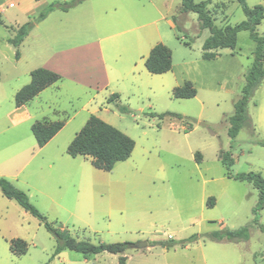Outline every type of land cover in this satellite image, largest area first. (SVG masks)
Instances as JSON below:
<instances>
[{"label": "rangeland", "instance_id": "obj_1", "mask_svg": "<svg viewBox=\"0 0 264 264\" xmlns=\"http://www.w3.org/2000/svg\"><path fill=\"white\" fill-rule=\"evenodd\" d=\"M154 1V41L171 50V70L146 73L153 89L149 95L142 94L140 87L110 102L102 96L90 99L93 93L86 90L71 93V86L64 85L56 100L59 112L44 115L67 122L66 126L41 149L30 129L34 121L14 126L8 115L15 106L16 91L30 77L13 73L16 48L9 38L22 24L19 7L0 4V177L17 171L15 186L26 191L49 221L57 222L78 240L95 244L148 242L142 249L129 245L123 253L101 252L86 260L68 249L52 256L56 242L43 223L0 191V264H118L120 256L126 257L124 264H264V232L260 228L264 227V204L256 214L257 223L253 221L259 191L248 181L228 178L218 157L221 149L230 150L233 174L252 171L264 177V146L259 143L264 140V123L259 121L264 111V80L247 104L254 130L242 127L234 141L227 134L228 117L253 63L256 43L249 31L241 30L234 49L214 50V59H204L202 44L209 31L200 30L197 14L179 13L180 0ZM246 4L264 8V0H246ZM207 8L218 26L246 19L237 0H213ZM256 32L264 35V13ZM141 55L134 52L133 61L147 70L146 54ZM185 81L193 84L197 94L174 98L173 87ZM121 106L129 111L121 112ZM165 112L180 113L194 121L149 115ZM90 115L135 142L130 157L115 163L110 171L96 169L89 157L66 153ZM20 149L23 153L19 155ZM197 151L200 162L195 160ZM15 154L19 157L12 160ZM209 197L214 198L212 206L207 204ZM244 225L249 227L247 240L217 242L207 237L213 231ZM191 235L197 240L186 246L149 245L152 240ZM17 237L28 244L21 256L9 249V240Z\"/></svg>", "mask_w": 264, "mask_h": 264}, {"label": "trees", "instance_id": "obj_2", "mask_svg": "<svg viewBox=\"0 0 264 264\" xmlns=\"http://www.w3.org/2000/svg\"><path fill=\"white\" fill-rule=\"evenodd\" d=\"M82 1L83 0L53 1L43 7L35 19L29 20L19 26L15 31V35L9 39V42L16 48L15 57H19L18 46L35 23L44 19L52 10H67ZM212 1L213 0H202L196 2L195 0H180L179 13H196L200 30L208 29L209 31V35L204 39L202 44V57L204 59H214L217 55L214 50L222 48L234 49L237 41V34L241 30L249 31L250 38L256 43L253 63L245 75V83L240 91V96L233 104V114L228 117L230 126L228 127L227 134L230 140L234 141V138L242 127L247 126L251 128L252 131L254 130L248 115L247 104L255 89L261 85L264 79V35L259 36L256 32V28L263 18L264 8L262 5L250 7L246 4V0H237L242 7L246 19L235 25L226 24L218 26L214 23V19L207 8ZM172 18L174 22H177V16H173ZM144 65L151 74H162L170 71L172 67L171 50L163 43L155 44L145 58ZM60 78L61 76L58 73L46 68L38 67L31 70L30 81L17 90L14 95L15 106L19 107L25 104L41 90L58 81ZM196 94L197 90L190 81H185L172 89V96L174 98L188 99L193 98ZM115 97H117V94L113 93L108 98V101H112ZM119 110L121 112L129 111L126 106H121ZM149 115L159 116L160 118L169 116L184 122L194 121L188 116L175 112H165L161 114L149 113ZM63 126L64 121L62 120H36L31 124L30 129L37 146L43 147ZM259 143L264 146L263 141H259ZM134 145V140L127 134L99 117L90 115L85 124L68 144L66 153L71 157H89L93 167L103 171H110L115 163L124 161L130 157ZM218 157L225 168V175L228 178L248 181L259 191V200L253 210L255 214L253 221L257 223L258 217L256 214L264 204V177L252 171L233 174L230 171V167L233 165L234 159L230 150L221 149L218 153ZM195 160L197 162L201 160V153L199 151L195 153ZM0 191L4 197L15 200L26 212L43 223L45 229L54 237L56 242L52 256H56L64 249L78 252L85 258L101 252L119 254L123 253L129 245H131L130 242L95 244L88 240H78L73 237L67 229L57 224V222L49 221L47 217L31 203L26 191L16 187L5 177H0ZM213 203L214 198L209 197L207 204L212 206ZM260 228L261 231L264 232V227L261 226ZM207 237L217 242L224 240L239 242L249 238V227L248 225H244L235 230L223 229L221 231H213L207 234ZM196 240L197 238L195 235H191L188 238L179 240H152L149 242V245H162L163 247H172L176 245L186 246ZM9 249L13 255L21 256L27 252L28 244L22 238H12L9 240ZM125 259V256H120L118 264H124Z\"/></svg>", "mask_w": 264, "mask_h": 264}, {"label": "crops", "instance_id": "obj_3", "mask_svg": "<svg viewBox=\"0 0 264 264\" xmlns=\"http://www.w3.org/2000/svg\"><path fill=\"white\" fill-rule=\"evenodd\" d=\"M53 1L69 0H0V4L19 7L17 15L23 24L35 19L41 9ZM141 3V0H83L67 10H52L35 23L18 46L19 57L13 64V73L30 77L31 70L42 67L58 73L61 78L25 104L14 106L8 112L13 125L31 124L39 120L36 119L39 116L40 120L53 121L44 114L59 112L56 100L64 92V85L71 86V93L92 92L90 99L93 100L100 96L108 100L113 93L117 94L113 100H118L122 94L128 91L133 94L140 87L143 88L142 94L153 92L147 81L146 73L149 72L133 61L134 52L145 53L146 58L155 44V1ZM75 115L76 112L73 117ZM259 121L264 123V111ZM66 123L39 148L55 139ZM19 155H13L12 160ZM3 176L17 186V171L14 175ZM27 191L30 192L29 187ZM82 259L86 260L85 257Z\"/></svg>", "mask_w": 264, "mask_h": 264}, {"label": "water", "instance_id": "obj_4", "mask_svg": "<svg viewBox=\"0 0 264 264\" xmlns=\"http://www.w3.org/2000/svg\"><path fill=\"white\" fill-rule=\"evenodd\" d=\"M133 248L142 249L148 246L147 240L131 244Z\"/></svg>", "mask_w": 264, "mask_h": 264}]
</instances>
